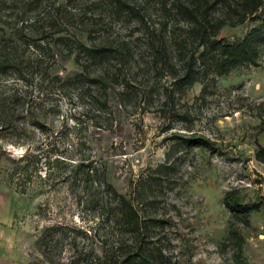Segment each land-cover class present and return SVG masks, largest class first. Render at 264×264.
I'll list each match as a JSON object with an SVG mask.
<instances>
[{
	"label": "rangeland",
	"instance_id": "rangeland-1",
	"mask_svg": "<svg viewBox=\"0 0 264 264\" xmlns=\"http://www.w3.org/2000/svg\"><path fill=\"white\" fill-rule=\"evenodd\" d=\"M128 1L142 7L144 19L118 12L111 0H0V50L10 39L6 51L28 55L34 47L22 37L46 36L53 52L45 60L63 77L82 66L76 52L56 41L49 26L52 3L72 7L79 16L87 11L99 21L93 41L126 46L131 55L123 80L109 90L104 112L80 98L78 89H55L26 68L24 78L12 75L0 85L6 98L0 110V264H71L82 251L94 257L86 264H100L98 257L112 241L137 249V233L124 230L120 216L110 212L111 201L117 190L139 207V185L148 175L162 179L158 185L147 182L143 210L158 218L147 241L161 250L159 264H264V163L256 157L264 146V5L245 21L225 24L217 35L230 42L252 38L258 64L209 76L198 64L193 81L175 84L173 73L181 74L183 64L174 44L168 39L176 69L155 66L147 35L148 26L167 21L163 34L172 31L175 20L164 5L172 0ZM237 1L219 4L213 17L231 23ZM63 19L66 34L88 38L92 25L71 26ZM179 25L181 32L188 28L184 21ZM159 38L154 44L161 49ZM104 68L90 71L95 75ZM128 84L132 89L123 101L119 93ZM185 138L209 146L186 144ZM50 149L72 161L83 155L96 159L103 164L100 176L91 182L71 179L72 166L51 179L45 164L40 170L30 166L28 174L21 170L24 154L51 155ZM153 188L156 196L148 195ZM226 194L256 205L247 221L225 205Z\"/></svg>",
	"mask_w": 264,
	"mask_h": 264
},
{
	"label": "trees",
	"instance_id": "trees-1",
	"mask_svg": "<svg viewBox=\"0 0 264 264\" xmlns=\"http://www.w3.org/2000/svg\"><path fill=\"white\" fill-rule=\"evenodd\" d=\"M111 3L118 12H126L138 19L145 18L142 7H139L136 3H130L128 0H111ZM225 3L226 0H172L170 7H167V2H165V8L167 12L169 11L168 15L170 14L175 20L172 31L169 30L166 35L163 34L169 25L168 21L162 22L160 27L155 26L152 30L150 26L147 27V35L150 40L149 46L154 51V53H151L152 63L155 66H158L160 62L163 68L168 65L176 69V65L172 64V59L169 57L168 39H170L171 44H174L178 52L177 57L183 64V70L181 74L173 73L176 79L175 84L193 81L200 74V71L197 72L196 70L198 64L203 66V76H209L212 72L225 74L244 64H258L256 46L252 38L248 36L236 42H230L217 38V35L225 24H236V22L245 21L248 16L257 14L264 5V0H238L237 6L233 9L237 19L231 21V23L227 19L213 17V13L218 10L219 4ZM51 6L50 17L52 20L49 26L55 32L54 34H58L56 41L68 48L70 54L76 52V61L82 66V70L73 76L67 77L53 72L51 70L53 65L49 66L47 60H45L53 52L49 47V43L45 42L46 36L29 38V41L26 39L27 36L22 37V41H25L28 46L32 44L34 47V51L28 55L27 53L19 54L10 50L6 51V46L10 44V39H6L5 41L8 43L2 44V49L5 50H0V85H6L5 80L12 75H19L20 78H24L23 70L26 68L30 70V75L37 73L43 76V79L47 78L55 89L60 91H67L72 88L78 89L80 98L83 100L90 99L95 108L97 107L98 112L106 111L110 104L108 99L109 90L115 83L121 82L125 76L124 69H126L125 66L131 58L129 49L126 46L116 45L112 42L107 44L94 42L93 40H96V37L92 36L98 32L94 26L99 21L87 17V11L82 10L79 12V16L72 7L68 9L66 5H56L55 3H52ZM63 18L66 19L64 24L71 26L79 24L92 25L91 29H88V38L82 39L73 34H66L64 31L67 29L63 28V23L59 20ZM182 21L186 22L188 26L183 32H181V26H178V22ZM23 28L24 26L21 27V30ZM157 32H159L160 42L164 44L161 47L162 50L158 49L159 45L154 44L155 39L158 38L156 37ZM1 37L3 40L4 37L2 35ZM188 46H191L192 49H189ZM189 50L190 52H187ZM196 53L199 54L196 55ZM52 58L54 60V55H52ZM97 66H103L105 70L93 75L90 70L92 67ZM131 87V84H128L119 93L121 100L128 101L127 97L130 95ZM12 96H17V93H13ZM5 101L6 98H3L0 93V110ZM184 140L186 144L198 142V145L209 146L205 141L196 138H185ZM50 154H24L21 160L26 161V163L21 170H26L28 174L30 166H33L34 170H40L41 164H45V177L51 179L56 176V172L63 175V169L72 166L74 169L71 171V175H67L71 179L80 177V180L91 182L100 176L103 164L98 163L96 159L90 156L83 155L79 161H72L70 157L68 159L67 156L58 155L54 149H50ZM44 157L45 160H43ZM256 157L264 163V146H259ZM143 180L139 185L141 189L138 192L140 196L138 199L139 207L135 206L134 198L119 194L117 190H114L111 201L114 205L113 209H110L112 214L116 213L120 216L119 219L122 221L120 224L125 231H135L137 233L139 242L137 249L130 243L128 244L127 241H112L104 249L103 254L98 257L100 264H159L161 250L157 253L154 249H151L150 242L147 241L149 230L158 226V218L145 214L143 210L147 209L146 200H149V197L145 194V187L150 182L157 185L161 184L162 179L159 175L158 177L148 175ZM148 195L156 196L155 189H151ZM150 202L153 203L154 201L151 200ZM224 203L231 211L242 214L245 221L248 220L250 213L256 209V205L241 204L234 198L231 199L229 194L225 195ZM93 259L94 257L90 252L83 253L82 251L81 254L74 255L71 264H86Z\"/></svg>",
	"mask_w": 264,
	"mask_h": 264
}]
</instances>
